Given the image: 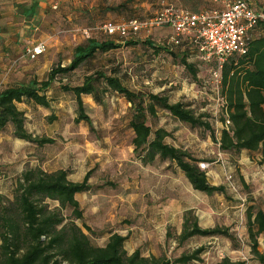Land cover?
<instances>
[{
	"label": "rangeland",
	"instance_id": "374dc122",
	"mask_svg": "<svg viewBox=\"0 0 264 264\" xmlns=\"http://www.w3.org/2000/svg\"><path fill=\"white\" fill-rule=\"evenodd\" d=\"M122 1L126 0H47L51 7L44 12V20L36 19L32 26L38 28L35 38L48 42L47 52L34 61L23 57V54L12 57V61L5 65L0 60V88L12 78L21 82L32 78L45 79L59 62L62 65L70 62L77 44L89 36L106 38L101 26L107 20L117 22L131 17L153 16L167 4L188 10L192 2L198 5L199 10L223 8V2L216 0H194L191 3L189 0H148L141 4L131 2L117 14L101 10L108 4ZM252 1L264 6V0ZM175 35L171 27L160 26L131 38L140 42L149 39L156 46H165L178 54H189L188 60L197 68L196 77L165 50L156 52L155 48L144 43L126 45L130 39L114 36V40L121 44L119 48L99 53L92 61L53 83L47 93L51 98L50 108L19 104L26 113L28 131L38 138H49L52 143L40 145L15 139L10 125L0 132V194L12 198L16 177L29 168L39 167L48 172L68 169L69 179L74 182L82 181L92 170L89 182L95 192L78 195L84 212L83 221L92 228V233L83 227L81 220L77 223L95 244L104 245L111 232L117 231L127 236L125 248L128 252L140 248L146 256L175 258L183 252L205 246L201 261L191 264H217L225 256L234 261L245 260V264H260L251 254L244 224L240 230L246 237L245 245L238 241L235 242L237 245L233 244L226 237L201 236L192 237L182 245L178 243L184 216L189 211L199 218L202 227L229 226L236 236L243 210L238 197L229 188L226 174L232 172L233 180L240 191H244V196L256 190V185L248 187L242 183L245 160L254 161V157L255 165H264L259 151L256 154L260 160L256 155L243 151L223 154L208 130L192 128L163 110L154 117L149 116L148 123L153 130L165 128L170 132L167 142L183 148L197 162L211 163L209 182L224 186L226 192L208 195L195 190L175 164L160 160L144 164L134 153L131 143L133 131L129 126L131 107L122 95L104 93L100 95L102 103L91 95H83L92 120L91 129L84 121L75 122V97L60 88L62 83L80 84L87 74L96 70L109 71L117 67L123 82L131 90L162 93L173 103L189 105L196 114H209V121L220 136L224 128L221 120L224 98L220 93L218 99L215 93L213 72L216 61L200 60L199 56L190 53L191 45L182 40L185 34ZM178 38L181 42L174 43ZM27 40L22 41L23 46L29 44ZM219 158L223 159L226 167L218 162ZM15 173L17 175L12 176ZM250 198H254L252 194ZM254 200L264 208V199L258 196ZM167 232L171 234L170 238H167Z\"/></svg>",
	"mask_w": 264,
	"mask_h": 264
},
{
	"label": "trees",
	"instance_id": "16d2710c",
	"mask_svg": "<svg viewBox=\"0 0 264 264\" xmlns=\"http://www.w3.org/2000/svg\"><path fill=\"white\" fill-rule=\"evenodd\" d=\"M135 1L141 4L148 0H126L117 4H108L101 10L117 14L129 7V3ZM191 1L194 0H189V3ZM248 2L256 10H264V6H258L252 0ZM191 4L190 11H204L199 10L198 5H194L193 2ZM165 6L167 7L163 9L175 8L170 4ZM29 13L31 16L36 13L35 5L25 9V14ZM149 17L152 16L131 17L125 21L143 20ZM107 22L116 21L107 20L104 23ZM106 36L104 39L89 36L84 42L77 44L73 48L70 62L67 65L59 62L48 72L45 79L32 78L28 82H21L12 78L2 86L0 88V132L10 125L15 139L40 145L52 143L51 139L38 138L28 131L26 113L18 105L28 103L35 107L50 108L51 98L47 93L57 79L92 61L99 53H107L121 46L114 40V36L119 35L107 34ZM131 37L123 38L130 39L126 45L144 43L155 48L156 52L165 50L175 60L178 59L179 63L184 65L194 77L197 76L195 64L188 60L189 54H178L165 46H156L149 39L140 42ZM180 42L181 39L178 38L174 43ZM192 43L197 48L195 41ZM247 43V53L231 56L221 69L220 93L224 98L222 105L224 112L221 120L225 123L228 119L231 124L222 128L220 136L212 127L209 114H196L189 105L182 102L173 103L167 95L162 93L131 90L123 82L117 67L109 71L96 70L87 74L82 83L77 85L62 83L60 88L65 92H71L75 97V122L84 121L91 129H93L92 120L87 112L83 95H91L98 103H102L100 95L104 93L113 92L122 95L131 107L129 126L133 131L131 141L133 151L144 164H153L157 160L168 161L183 172L195 190L208 195L225 193L224 186L209 182L207 171L199 167L200 162L192 158L189 152L167 142L170 132L165 128L153 130L148 123V118L156 116L159 110L166 111L173 118L192 128L208 130L223 154L258 150L264 162L263 21H259L251 31ZM193 54L198 57V52ZM91 173L92 170L79 182L71 181L69 170L63 168L48 172L42 168L33 167L17 176L13 197L9 198L0 194V264H191L201 261V256L206 251L205 246L183 252L175 258L165 255L146 256L140 248L128 252L125 248L127 236L117 231L111 232L104 245L95 244L91 236L83 230L84 227L92 233V228L83 221L84 212L78 198V195L82 193L95 192L93 184L89 182ZM249 193H245L247 198L244 227L250 240L251 254L260 264H264V252L259 249L261 239L264 244V209L256 203L254 198H250ZM77 220L82 221L83 227L77 223ZM195 236L226 237L233 244L237 242L229 226L216 225L204 228L200 225L199 218L189 211L184 216L178 243L182 245ZM170 237L171 234L167 232V238ZM217 264H244V262L234 261L225 256Z\"/></svg>",
	"mask_w": 264,
	"mask_h": 264
},
{
	"label": "built area",
	"instance_id": "2783aa9c",
	"mask_svg": "<svg viewBox=\"0 0 264 264\" xmlns=\"http://www.w3.org/2000/svg\"><path fill=\"white\" fill-rule=\"evenodd\" d=\"M216 1L223 2V8L193 12L188 9L168 7L147 19L107 22L101 26V29L108 35H119L122 38L136 37L141 33H149L160 26L171 27L176 33V37H180L183 34L194 35L199 59L203 61L213 59L216 61L213 80L216 85L215 93L219 99L220 86L222 84L221 69L224 63L233 55H244L247 53V42L250 33L259 21L264 22V10H256L248 0ZM46 50L47 42L40 41L28 46L23 57L34 60L44 54ZM230 124V120L226 119L224 127H228ZM218 162H221L226 167L223 159L219 158ZM210 165L211 163L207 161L199 163V167L207 171V174ZM226 181L229 188L238 197L240 205H242L241 209L243 212L240 215V226L236 238L240 244L245 245L247 243L246 237L242 234L240 228L244 224V206L247 196L242 194L230 172L226 174Z\"/></svg>",
	"mask_w": 264,
	"mask_h": 264
},
{
	"label": "crops",
	"instance_id": "0c3cea01",
	"mask_svg": "<svg viewBox=\"0 0 264 264\" xmlns=\"http://www.w3.org/2000/svg\"><path fill=\"white\" fill-rule=\"evenodd\" d=\"M27 2L29 3L27 4ZM49 4L50 3H48L47 0H0V60L3 61L2 65H5L9 61H12L11 58L14 56L18 55L20 57L22 54L24 55L25 48L28 45L46 40L43 38H35L38 28H32V26H34V21H36V19L40 20L41 18H43L44 12L50 9L51 4ZM32 5H35L36 13L33 16H31L30 13L25 14V9L30 8ZM25 38L29 39L27 40V43L29 42V44H25L23 46L22 41ZM182 40H185L188 46L192 44V50L190 52H196L197 48L195 47V44L192 43L194 41V35L185 34L184 39ZM194 47L196 49H194ZM21 59L22 57L19 58V60ZM12 67L13 65L9 68V70ZM257 152L258 150H243L242 153H250L251 155H256V158L260 160L259 157L261 156L262 158L261 152L259 151L260 156L256 154ZM252 158L254 161L249 162V160H245V170H243L245 174H243L244 180L242 184L245 186L251 184H254V186L256 185V190L250 192L249 194H252L254 199H256L258 196L264 199V165H255L256 160L254 157ZM248 162L250 164H248ZM230 173L233 177L234 175L232 174V172ZM15 175L17 174L15 173L12 176ZM259 249L260 251L264 252V244L262 239L260 240Z\"/></svg>",
	"mask_w": 264,
	"mask_h": 264
}]
</instances>
